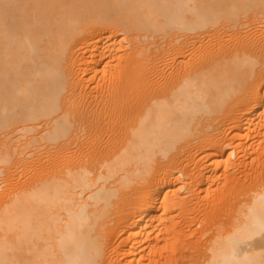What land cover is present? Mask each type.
Here are the masks:
<instances>
[{
    "label": "bare ground",
    "instance_id": "obj_1",
    "mask_svg": "<svg viewBox=\"0 0 264 264\" xmlns=\"http://www.w3.org/2000/svg\"><path fill=\"white\" fill-rule=\"evenodd\" d=\"M0 264H264V0H0Z\"/></svg>",
    "mask_w": 264,
    "mask_h": 264
}]
</instances>
